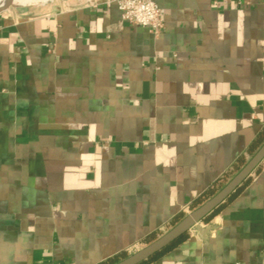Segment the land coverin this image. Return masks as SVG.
<instances>
[{
  "label": "crops",
  "instance_id": "1",
  "mask_svg": "<svg viewBox=\"0 0 264 264\" xmlns=\"http://www.w3.org/2000/svg\"><path fill=\"white\" fill-rule=\"evenodd\" d=\"M104 2L0 12V264L141 249L264 128V0H157L158 34ZM223 204L146 264H264V160Z\"/></svg>",
  "mask_w": 264,
  "mask_h": 264
},
{
  "label": "water",
  "instance_id": "2",
  "mask_svg": "<svg viewBox=\"0 0 264 264\" xmlns=\"http://www.w3.org/2000/svg\"><path fill=\"white\" fill-rule=\"evenodd\" d=\"M263 160L264 141L247 162L211 197L186 213L169 230L162 233L156 239L113 264H141L165 249L183 233L188 232L192 228L201 230V223L207 216L221 206L250 177Z\"/></svg>",
  "mask_w": 264,
  "mask_h": 264
},
{
  "label": "built area",
  "instance_id": "3",
  "mask_svg": "<svg viewBox=\"0 0 264 264\" xmlns=\"http://www.w3.org/2000/svg\"><path fill=\"white\" fill-rule=\"evenodd\" d=\"M104 3L116 4L124 22L146 26L155 34L164 28V14L157 0H105Z\"/></svg>",
  "mask_w": 264,
  "mask_h": 264
},
{
  "label": "trees",
  "instance_id": "4",
  "mask_svg": "<svg viewBox=\"0 0 264 264\" xmlns=\"http://www.w3.org/2000/svg\"><path fill=\"white\" fill-rule=\"evenodd\" d=\"M264 141V128L263 130L258 134V136L256 137V139L254 140L253 144L251 145V147L249 148L250 153H254L256 151V149L263 143ZM247 159L244 156H241L238 160V162L235 164L234 169L229 172L224 179H227L228 177L232 176L236 171H238L245 163H246ZM250 177L231 195L228 197L227 201L231 200L242 188L243 186L249 181ZM224 184L221 183L219 184V186H215V187H211L209 188L201 197L197 198L193 204L192 207H195L197 205H199L200 203H202L203 201H205V199L211 197L218 189H220V187H222ZM224 204H222L221 206H219L218 208H216L209 216H207V218L205 220H209L214 214H216L221 207ZM184 216V213L181 212L179 213L175 219L172 221L173 224H175L176 222H178L182 217ZM188 235V232L183 233L180 237H178L175 241H173L169 246H167L165 249H163L162 251H160L159 253L155 254L154 256H152L151 258H149L147 261L141 263V264H146L148 262H150L151 260L159 257L160 255H162L164 252L168 251L169 249H171L172 247L176 246L178 243H180L182 240H184ZM158 236L156 234H152L149 235L146 238L147 242H151L154 239H156ZM127 256L125 253L119 255V256H114L109 258L107 261L99 263V264H113L116 263L117 261H119L120 259H122L123 257Z\"/></svg>",
  "mask_w": 264,
  "mask_h": 264
},
{
  "label": "bare ground",
  "instance_id": "5",
  "mask_svg": "<svg viewBox=\"0 0 264 264\" xmlns=\"http://www.w3.org/2000/svg\"><path fill=\"white\" fill-rule=\"evenodd\" d=\"M48 0H0V10L11 6L30 4L35 2H46Z\"/></svg>",
  "mask_w": 264,
  "mask_h": 264
},
{
  "label": "rangeland",
  "instance_id": "6",
  "mask_svg": "<svg viewBox=\"0 0 264 264\" xmlns=\"http://www.w3.org/2000/svg\"><path fill=\"white\" fill-rule=\"evenodd\" d=\"M49 1V0H48ZM47 2V1H46ZM41 3H44V2H35V3H30V4H24V5H18V6H11V7H7V8H5V9H3L2 11H6V10H12L13 8H18V7H24V6H29V5H35V4H41ZM1 11V12H2ZM247 162V161H246ZM237 172V171H236ZM235 172V173H236ZM234 173V174H235ZM233 174V175H234ZM232 175V176H233ZM232 176H230L228 179H226L225 180V183L232 177ZM208 199V198H207ZM198 206V205H197ZM197 206H195V207H197ZM195 207H192L191 206V210L193 209V208H195ZM191 210H188V211H182L183 213H184V215L186 214V213H188L189 211H191ZM177 223V222H176ZM174 224L173 223H171V224H169V226H167L168 228H166L165 230H162V231H159L158 232V234H156L157 236H160L162 233H164V231H167V230H169L172 226H173ZM192 229H194V228H192ZM145 243H147V242H145ZM133 250H131V251H129V252H126L125 254L126 255H129V254H131V253H133L132 252Z\"/></svg>",
  "mask_w": 264,
  "mask_h": 264
}]
</instances>
